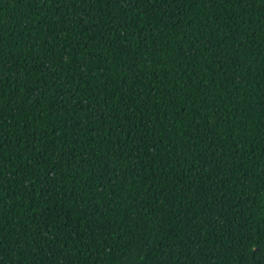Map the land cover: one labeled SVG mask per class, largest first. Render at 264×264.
I'll use <instances>...</instances> for the list:
<instances>
[{
  "label": "trees",
  "instance_id": "16d2710c",
  "mask_svg": "<svg viewBox=\"0 0 264 264\" xmlns=\"http://www.w3.org/2000/svg\"><path fill=\"white\" fill-rule=\"evenodd\" d=\"M0 264H264V0H0Z\"/></svg>",
  "mask_w": 264,
  "mask_h": 264
}]
</instances>
